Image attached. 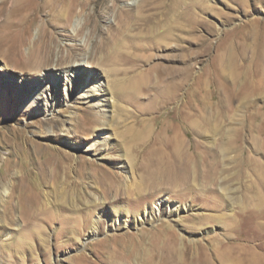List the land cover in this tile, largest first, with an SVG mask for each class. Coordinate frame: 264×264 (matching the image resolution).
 Listing matches in <instances>:
<instances>
[{"label":"rangeland","instance_id":"374dc122","mask_svg":"<svg viewBox=\"0 0 264 264\" xmlns=\"http://www.w3.org/2000/svg\"><path fill=\"white\" fill-rule=\"evenodd\" d=\"M45 1L0 0V193L7 187L0 195V264H105L108 253L128 264H162L163 240L154 233L162 225L179 238V246L191 248L187 263L202 264L209 256L212 264H222L211 250L215 238L222 242L218 254H256L264 260V248L255 246L259 241L245 228L264 224V0H146L139 12L141 0H63L56 15ZM131 8L136 15L128 24L125 52L142 61L150 57L174 73L181 60L187 63L188 81L161 115L141 116L114 94L108 95L107 110L83 99L68 101L62 85L71 74L67 64L43 66L35 73L37 60L30 53L42 34L52 46V59L62 56L70 63L68 48L82 56L92 43L111 38L108 28L123 21L122 12ZM88 70L101 73L83 66V73ZM103 79L109 88V80ZM51 83L57 92L47 91ZM191 87L204 90L200 98L209 120L198 136L188 125L180 128L181 137L186 144L200 143L194 157L201 176L203 162L222 146L218 173L212 181L201 177L187 194L174 189L148 194L188 212L155 211L152 223L140 221L139 215L136 225L116 229L108 215L113 206L110 183L118 177L136 197L137 166L153 154L150 142L133 141L134 128L143 123L159 131L166 122L179 128L174 110L183 104L192 113L202 105ZM45 92L54 100L43 112L44 101L39 106L35 101ZM105 132L109 144L99 146L96 140ZM93 144L98 146L92 149ZM58 151L71 157L65 172L58 165L63 159ZM122 161L132 162L131 169H123ZM76 183L81 192L104 203L91 218L100 222L99 233L86 228L70 236L73 230L61 226L59 219L72 224L89 205L85 195L76 201ZM36 201L55 217L40 230L37 218H28ZM139 204L145 209L156 203Z\"/></svg>","mask_w":264,"mask_h":264},{"label":"bare ground","instance_id":"6f19581e","mask_svg":"<svg viewBox=\"0 0 264 264\" xmlns=\"http://www.w3.org/2000/svg\"><path fill=\"white\" fill-rule=\"evenodd\" d=\"M62 1L63 0H48L45 1L46 5L44 6L49 13L52 15L55 13L56 15L59 6L61 5L60 8H63ZM145 4L146 0H141L140 5L138 6V12L140 9L144 8ZM42 9L44 8H38V12H43ZM138 12V15L142 14ZM135 15L136 14L132 8L122 12L124 20L118 22L117 25H112L108 28L111 30L109 31L111 38L104 39L99 43H92L90 51L86 50L82 56L77 54L75 50L68 48L66 51L69 52V56H71L72 59V62L70 63H68L62 56L56 58V61L52 59V46H50L47 38L45 39V35L42 34L43 36L40 41L33 43L32 53H30L34 56L33 58L37 60L34 61L35 67L37 68L35 69V73L43 66L48 67L54 64L55 67H57L58 65L62 66L63 64H67V69H69L71 74H66L67 79L64 83H62V85L64 95L66 97L68 96V101L73 99H83L90 102L93 108L100 107L102 110H107L109 107L108 95H112V98L114 95L115 97L117 95L120 96L122 100L125 99V102L132 106L141 116L156 114L153 116L155 118L157 115H161V111L165 110V107L168 104L176 101L179 98V91L185 87L188 81L187 63L186 61L181 60L180 64L182 67L177 69L174 73L170 67L163 69L160 68L159 65L153 63L150 57H147L142 61L125 52L129 48L127 40H129L128 38L130 37V26L128 24H130L129 22L133 20ZM24 32H26V30ZM83 66L87 68L96 67L102 74L97 71L92 72L89 70L87 73H83ZM79 76H82L83 78L81 79ZM103 77H106V79L109 80V88L106 87L107 84L105 85ZM53 84L54 83H51L50 89L47 91L57 92V86L55 88ZM189 91L192 96L198 97V99L202 97L201 93H204L203 89H197L195 87H191ZM49 95L50 94H47L46 92L44 94L37 95V102L35 101V106H39V100L44 101L45 107H43V112L46 111L49 103L54 100L53 96L50 95V97ZM199 102L202 103L201 98L199 99ZM33 104L34 102H31L30 105L32 106ZM202 106L203 103L201 107L191 109L192 113L187 112L186 107L183 104L175 109L172 117L177 119L179 128H171V125L169 126L167 122L164 123L163 127L159 128V131L155 130V127L152 125L148 126L143 123H140L141 125L139 128L133 127V141L142 144L150 142L154 148L153 151L151 149L153 154L147 158L148 160L146 163L141 162L137 166L139 181L136 188V191L138 192L136 197L133 196L134 193L130 192V190L125 187L124 183H121L122 181L120 182L118 177H115L114 181L110 183L109 192L111 191L112 193L111 204L113 206L111 213L108 215H110L109 219L112 226L116 229L136 225V220L139 215H142L140 221L142 220L147 223H152L154 221L153 214L155 211H160L161 214H166L169 209V215H177V212L183 209L184 212H188L189 209L185 210V207L179 209L163 205V201L156 199L151 194L165 189H174L177 193L181 192L183 194H187L191 191L192 187H195V185L199 183L201 177L202 179L208 181H212L214 179L221 165V155L225 150L223 151L222 146H217V149L210 153V155L214 157V160L212 159L210 161L203 162L202 166L204 169L201 176L194 157L201 145L195 140H190V143L186 144L187 141H184L180 133V128L183 129L185 125H188L194 135L197 136L205 131V126L209 120L207 116L209 115H206ZM101 129L102 128L99 126L96 131ZM261 135L263 134L261 133L260 136ZM109 138L111 137L107 134V132L102 133L96 140V143L99 146L103 144L107 145L109 144ZM97 144H93L91 148L93 149ZM256 144L257 142L254 140V146H256ZM58 152L63 158L62 161L58 162V165L65 172L66 167L68 166H65L64 163L67 165L71 161V157L62 152L60 153V151ZM218 157L220 159H218ZM246 159H248V157ZM132 165V162L125 163L122 161L121 167L128 170L129 168L131 169ZM79 184L80 183L75 184V188L77 189L76 194L78 196L76 201L83 198V195H85L86 198H88L89 208L87 207L86 210H84V214L77 216L76 218L74 217L72 224L64 221L65 219H59L61 221V226L63 229L73 230L72 233L69 231L71 233L70 236L83 234L86 228L87 230L85 232H89L90 230L92 235L99 233L100 222L92 220L91 218L92 213H94L96 209H101L104 203L99 201L94 194L91 196L87 195L86 192H81L78 187ZM6 192L7 187L3 185L0 195L3 196ZM150 192L151 194L148 195ZM142 200L155 201L156 204L152 208L148 207L142 209L141 206H139V202ZM36 203H38V206L32 210L28 218L30 220L31 218H37L34 220V222H37V225L34 226L40 230L41 227L43 229L44 226H48L51 223V220L55 217L52 218L53 215L50 216V213L47 214V211V213H44V208H39V201H36ZM122 204H124V206ZM126 206L132 210L134 209L133 212H135H130L126 209ZM59 220L58 222H60ZM245 228L247 231L251 232L252 239L259 241V243L255 244V246L257 248H264V224L257 223L254 225H246ZM166 232L172 234V230L163 225L157 226L154 231L155 236L163 240V246L161 248V255L163 259L162 264H192L187 263L188 261L186 256V250L188 251L190 247L187 249L184 248V251L182 248L183 246L181 247L178 245L179 238L173 236V234L171 235V238L165 237L166 235L164 236V234ZM221 243L222 242L218 238H215L211 242V250L217 253L214 258L216 260L217 258L220 259L222 264H264L262 257L257 256L256 254H252L247 257L241 256L240 254L231 256L224 255L226 253L218 254L217 250ZM123 259L117 257L115 254L108 253L105 261H103L105 264H128L124 263ZM128 260L130 261V259ZM210 260L211 259L208 256L204 260L205 262L201 263L212 264ZM133 264L145 263H137L135 261Z\"/></svg>","mask_w":264,"mask_h":264}]
</instances>
